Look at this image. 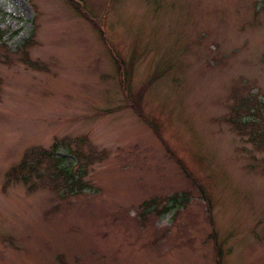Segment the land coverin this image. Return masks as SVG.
<instances>
[{
    "label": "rangeland",
    "instance_id": "1",
    "mask_svg": "<svg viewBox=\"0 0 264 264\" xmlns=\"http://www.w3.org/2000/svg\"><path fill=\"white\" fill-rule=\"evenodd\" d=\"M79 2L0 0V264H264V0Z\"/></svg>",
    "mask_w": 264,
    "mask_h": 264
},
{
    "label": "trees",
    "instance_id": "2",
    "mask_svg": "<svg viewBox=\"0 0 264 264\" xmlns=\"http://www.w3.org/2000/svg\"><path fill=\"white\" fill-rule=\"evenodd\" d=\"M74 8H75V10L77 11V12H79V8H78V6L76 5L77 3H73V2H70L69 0H67ZM28 44L29 43H25L24 45L25 46H28ZM114 62H115V64H117V68L119 69V67H120V64H122L118 59H114ZM123 65V64H122ZM150 83V82H149ZM148 83V84H149ZM147 84V83H146ZM238 124V126L239 127H246V126H248V124L250 125V126H252V130H251V132H253V131H255V132H253V134L255 135L254 137L255 138H257L259 141H261L262 139H264V126H262L261 127V125H260V127L262 128V131H260V129H259V125H256L255 123H253V122H251V123H246V124H242V122H240V123H237ZM254 128H255V130H254ZM258 141V142H259ZM261 144H263V143H260L259 145H261ZM57 148V142H55L53 145H52V149L51 150H44V149H42V150H40L39 151V154H36V153H34L33 155H32V152H29L30 154L27 156V157H25L21 162H20V170H22V172L23 173H21V174H23V176H22V178H23V180H29V178H30V174L34 171V169H35V166L31 163V161L30 162H28V161H26V158H29L30 156H34V155H37V156H45V157H47V158H50V156L51 155H53L55 152V149ZM77 156H78V159H80V160H82L83 158L85 159H90L89 158V156L87 155V154H84L83 152L81 153L80 151H78L77 150ZM59 161H60V159H59ZM178 161H179V164H180V166H181V168L183 169V171H184V174H185V176L187 177V178H189V175H191L190 174V172L187 170V168L186 167H184V165L181 163V161L178 159ZM60 169H62L65 173H67L66 174V176H70L71 177V179L73 180V178H74V174L73 173H71V171H70V169L69 168H67L66 166H63V165H61V167H60ZM11 173L12 174H14L15 175V173H14V171H11ZM36 174H39V173H36ZM39 176L41 177L42 176V174H39ZM196 181V179L195 178H192V183L195 185V186H197V188H199V190H200V193H201V196L203 197V198H207V199H209L208 197H207V195H206V193H205V189L203 188V187H201L198 183H196L195 182ZM161 197H154V198H152V199H149L148 200V202H145L144 203V208H148L149 206H158V200L160 199ZM169 198H171L174 202H173V204L176 202V199L178 198V195L177 194H173L172 196H170ZM170 209V207H167V206H162V207H160L159 209H156L155 211H156V213L157 214H159V213H161V212H164V211H168ZM143 217H145V216H143ZM214 237H215V235H214ZM214 251H215V256H216V262L218 263V264H220V262H219V260H220V257H221V254H222V251H221V249L218 247V242H217V240L214 238Z\"/></svg>",
    "mask_w": 264,
    "mask_h": 264
}]
</instances>
